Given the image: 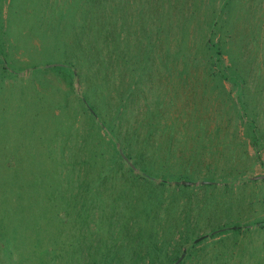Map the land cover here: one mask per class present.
<instances>
[{"label": "rangeland", "instance_id": "rangeland-1", "mask_svg": "<svg viewBox=\"0 0 264 264\" xmlns=\"http://www.w3.org/2000/svg\"><path fill=\"white\" fill-rule=\"evenodd\" d=\"M129 1L0 0V264H264V0ZM99 49L153 178L58 69Z\"/></svg>", "mask_w": 264, "mask_h": 264}, {"label": "trees", "instance_id": "trees-1", "mask_svg": "<svg viewBox=\"0 0 264 264\" xmlns=\"http://www.w3.org/2000/svg\"><path fill=\"white\" fill-rule=\"evenodd\" d=\"M134 0L128 2V10H137L136 5L133 3ZM134 7H133V6ZM133 7V8H132ZM145 6L144 3L142 5V12L145 14ZM147 15V13H146ZM104 47V46H103ZM117 49H119L117 47ZM105 49H99L97 54L93 56V60L91 58L89 60L84 61L79 59L78 61L70 62L59 66L60 70H70L72 73V87L80 88L85 81H88V76L86 77L85 72L94 69V86H95V95L99 99H103L104 106L97 105L95 101H92L89 97H84V103L89 107V117L91 121V125L96 129L97 134L99 135L102 141H105L107 144L113 146L115 151L121 152L122 157L125 155L129 158V160L133 161L134 167H131L129 173L133 174V181L137 178H141L143 180H147L149 178H153L151 172H146L144 168H142V164L144 163L143 158V149L134 146V140L137 136V131H140L137 125H131L128 122H125L123 117H125V113L123 109L116 108V104L112 103L111 100H105V84L108 82L106 79L103 80L102 75L108 77L112 73L113 75H119L120 70L123 67H119V62H124L125 59L121 56V52L112 53L110 56L106 57ZM87 63V67L85 69ZM92 66V67H91ZM88 78V79H87ZM135 97V94H134ZM96 98V99H97ZM92 101V102H91ZM116 119L120 120L121 125L117 124ZM125 125V130L123 131ZM106 136L110 137V140H106ZM127 138L131 140H127ZM101 141V142H102ZM104 143V142H102ZM119 150V151H118ZM122 150V151H121ZM183 150V149H182ZM181 150V151H182ZM182 158L186 156L185 151L181 154ZM148 164V163H147ZM146 166V163L144 164ZM150 166V165H149ZM140 170L141 176L136 174V170ZM144 173V175L142 174ZM140 179H137L139 181ZM132 181V182H133Z\"/></svg>", "mask_w": 264, "mask_h": 264}, {"label": "water", "instance_id": "water-1", "mask_svg": "<svg viewBox=\"0 0 264 264\" xmlns=\"http://www.w3.org/2000/svg\"><path fill=\"white\" fill-rule=\"evenodd\" d=\"M125 160H127L126 158H125ZM128 161V160H127ZM184 258V256L179 260V262H181V260Z\"/></svg>", "mask_w": 264, "mask_h": 264}]
</instances>
